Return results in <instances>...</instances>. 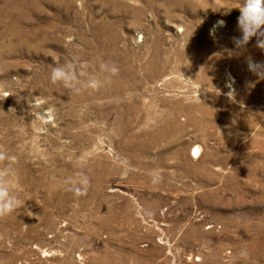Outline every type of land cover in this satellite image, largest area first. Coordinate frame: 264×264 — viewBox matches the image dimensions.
<instances>
[{"label": "rangeland", "instance_id": "1", "mask_svg": "<svg viewBox=\"0 0 264 264\" xmlns=\"http://www.w3.org/2000/svg\"><path fill=\"white\" fill-rule=\"evenodd\" d=\"M238 2L0 0V264H264Z\"/></svg>", "mask_w": 264, "mask_h": 264}, {"label": "clouds", "instance_id": "2", "mask_svg": "<svg viewBox=\"0 0 264 264\" xmlns=\"http://www.w3.org/2000/svg\"><path fill=\"white\" fill-rule=\"evenodd\" d=\"M231 9L233 8L228 10ZM235 9L238 11L236 29L239 36L232 38L234 48L243 49L252 39L255 47L264 52V0H239ZM223 24V20H217L210 29V33L214 32L216 28L222 27ZM247 68L257 79H264V62H254L248 59ZM49 78L52 82L60 81L61 83L69 79L64 68L60 66L51 69ZM18 204L19 201L15 196L9 194L7 185H0V214H7Z\"/></svg>", "mask_w": 264, "mask_h": 264}, {"label": "bare ground", "instance_id": "3", "mask_svg": "<svg viewBox=\"0 0 264 264\" xmlns=\"http://www.w3.org/2000/svg\"><path fill=\"white\" fill-rule=\"evenodd\" d=\"M198 121H199V120H198ZM197 152H198V148L195 147V148L193 149V153L196 154Z\"/></svg>", "mask_w": 264, "mask_h": 264}]
</instances>
